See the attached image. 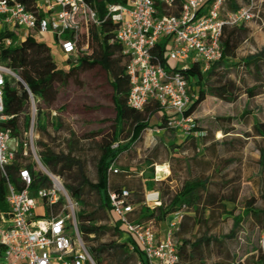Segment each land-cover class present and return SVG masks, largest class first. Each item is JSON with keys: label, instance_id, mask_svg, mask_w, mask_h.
<instances>
[{"label": "built area", "instance_id": "1", "mask_svg": "<svg viewBox=\"0 0 264 264\" xmlns=\"http://www.w3.org/2000/svg\"><path fill=\"white\" fill-rule=\"evenodd\" d=\"M208 1L129 0L128 4L107 5L108 17L118 25L116 41L123 46L127 62L129 108L144 112L157 104L166 119V129L187 139H203L207 133L198 128L195 116L187 115L194 88L186 73L193 64H200L206 73L222 60L220 44L225 25L247 24L257 18L253 2L238 12L224 14L226 0H214L207 6ZM177 3L178 14H160L159 8L174 9ZM99 24L88 0H0V38L7 36L3 39L6 47L27 37H52L53 49L67 60L88 51L90 28ZM8 36H15L16 40ZM161 41H166V63L155 52ZM7 78L22 82L10 68L0 64V174L7 180L8 205L7 212L0 214V264H97L82 236L78 202L61 178L42 164L36 145L37 102L29 90L31 122L25 133L24 155L30 153L50 185L32 192L33 178L26 168L19 170L21 186L8 177L19 144L15 140L14 148L10 146L12 132L4 126L8 121L4 103ZM116 147L118 144L113 146ZM122 173L115 165L109 169V176ZM132 198L127 189L109 191L111 226L119 223L124 235L134 241L128 245V252L137 258L135 264H181L178 234L187 206L172 213L162 231L155 221L134 220ZM146 202L160 204L159 194L156 198L147 197Z\"/></svg>", "mask_w": 264, "mask_h": 264}, {"label": "trees", "instance_id": "2", "mask_svg": "<svg viewBox=\"0 0 264 264\" xmlns=\"http://www.w3.org/2000/svg\"><path fill=\"white\" fill-rule=\"evenodd\" d=\"M129 0H88L91 7L96 11L98 26L92 25L90 28V44L87 52H80L75 58H69L66 61L61 59V62H67L69 65L66 69L61 68L56 62L52 54V48L46 43H41L35 38L27 37L17 45L6 47L3 39L0 38V64L10 68L21 80L17 81L14 78H7L4 88V103L5 115L8 121L4 126L11 129L12 138L18 140V149L16 153L15 162L8 169V177L10 180L21 186L22 181L19 179V170L26 168L30 171L33 183L31 190L35 192L39 188L50 185V180L47 176L42 174L41 170L31 162L29 156H25V133L28 131L31 114L26 111L27 104L25 100L29 99L28 90L32 93L37 102L36 127L37 133L43 136L50 137V130L58 133L63 129L62 120L52 109L56 106L59 100V89L67 87L68 84L81 72H91L97 68L103 70L109 77L111 87L113 89V103L116 111L115 131L111 141L104 140L100 145V157L96 164V182L90 181L84 176L81 162L72 157V151L68 154H57L52 151L46 143L39 142V151L43 165L53 173L63 175L65 170H70L77 166L78 174L74 178L76 186L67 185L66 189L70 195L82 206L83 211L80 212V229L84 241H98V239L107 232L112 231L115 235L124 237V230L119 223L115 226L97 227L92 223L95 221V214H87V203L83 198V191L88 188L98 195L99 209L106 215L108 214L111 220L113 217L110 214V200L109 191L119 192L122 186L117 184L111 187L109 169L119 157L129 151H133V147L141 140L144 132L151 128L149 123V115L159 112L157 104L148 107L144 112H137L129 108L128 97L130 90L129 77L126 74V58L123 54V46L116 41V33L118 25L113 22L107 14V5L113 4H128ZM214 0L207 3L209 6ZM244 4L238 0H226V10L230 13L238 12L240 9L251 4L249 0H244ZM26 2V0H25ZM29 3V2H27ZM180 3H177L174 9L159 8L160 14L176 15L179 12ZM251 31L245 25H225L221 38V48L223 51V58L216 62L206 73L201 71L200 64H193L190 70L186 73V78L190 85L196 87L193 90L191 107L187 115H196L202 104L208 97L217 98L222 101L233 103L238 98V93L244 90L249 98H255L261 95L264 91V47L257 54L249 55L246 58L239 59L238 51L241 46L250 39ZM16 40L15 36H8ZM166 41H161L157 45L156 54L160 57L162 62L166 63L165 58ZM223 69L220 70V69ZM234 73L236 80L230 76ZM250 77L253 81L252 85L247 83V78ZM241 85V86H240ZM198 88V91H197ZM30 101V99H29ZM151 108V109H150ZM54 113L56 115H54ZM196 117V116H195ZM198 128L202 130L198 124ZM156 127L165 129L168 132L173 130L166 129V119L161 118V122ZM126 128H129L126 143H121L120 139L124 135ZM256 136L264 138V123H256L253 127ZM204 131V130H202ZM207 133L206 131H204ZM190 142L186 146H182V150L196 149L197 153H201L202 143L207 137L199 141L190 138ZM115 144L118 147L113 148ZM70 148L73 147L70 143ZM159 147V146H158ZM173 150L180 147H174ZM200 149V151H198ZM158 159V157H157ZM155 161V160H154ZM154 161L152 163H154ZM193 160H178L171 158V167L175 170H181L186 177L175 189L167 183L160 186L161 200L153 209H141L137 222L155 221L164 222L168 217L182 208L187 206L184 222L181 226V232L178 234V254L181 264H203L204 261V247L210 245L211 242H217L212 238H201L194 244H190L187 240L182 239L185 233L186 221L189 216V209L194 208L199 210L201 203L204 201V196L209 197V204H215L217 196L208 190L207 180L198 177L189 165ZM150 163V161L148 162ZM151 163V164H152ZM259 165L264 172V148H260ZM180 171V172H181ZM175 172V171H174ZM125 173V172H124ZM122 173V174H124ZM181 178L178 176V179ZM129 190V189H128ZM131 192V189L129 190ZM132 203L139 204L142 201V191H133ZM211 196L214 198H211ZM7 198V180L0 174V214L7 212L8 205ZM219 201H222L219 199ZM264 201V196H263ZM226 213L232 212L234 209H228L226 202L222 201ZM247 215L254 216L255 219L264 228V208L261 210L252 209L249 205ZM241 221L235 220L234 229ZM89 223V224H86ZM234 233V230L232 231ZM233 235V234H232ZM128 237L127 235H125ZM93 237V238H92ZM129 239V237H128ZM263 239V238H262ZM86 242V241H85ZM131 242H123L122 239L118 242L98 245L97 247H90V252L97 264H105L108 260H113L115 264H129L133 259L128 252V245ZM248 255L255 259L253 264H264V249L262 248V240L257 241L255 247H252ZM222 264V263H219ZM231 264H246L245 261L239 260ZM252 264V263H251Z\"/></svg>", "mask_w": 264, "mask_h": 264}, {"label": "rangeland", "instance_id": "3", "mask_svg": "<svg viewBox=\"0 0 264 264\" xmlns=\"http://www.w3.org/2000/svg\"><path fill=\"white\" fill-rule=\"evenodd\" d=\"M249 1L255 4L254 13L257 18L250 23L252 36L239 49V59L257 54L264 47V0ZM238 2L244 4L245 1L238 0ZM36 40L49 45L47 36H37ZM83 46L86 47L85 42ZM52 54L61 68L67 67V63L61 62L57 50H52ZM220 70L223 71L222 68ZM230 77L236 80L234 73H231ZM247 83L253 84L250 77L247 78ZM112 97L113 89L110 79L103 70L97 68L91 72L77 74L67 87L59 89L58 103L52 109V112H55L62 120L63 129L58 133L50 130V137L38 133L37 147L39 142H44L57 154H68L71 150L72 157L81 162L84 176L90 183H95L100 145L104 140L111 141L115 131L116 111ZM25 103L26 111L31 114L28 97ZM153 115L154 113L149 115L151 126L156 123V118L151 120ZM158 115L162 113L159 112ZM195 116L200 128L207 132V139L201 145L203 148L201 153H197L196 149L192 148L189 159L193 161L189 165L198 177L207 180L208 190L213 197L217 196L218 201L213 205L209 204V197L204 196L198 211L190 208L186 232L181 237L190 244L196 243L201 238L217 240L204 247L203 264H231L242 259L246 264H253L255 259L248 253L252 247L256 246L257 241H261L264 237V228L254 216L246 213L249 205L256 210L264 208V172L259 165L260 148H264V138L256 136L253 130L256 123H264V91L251 99L244 90H241L233 103L208 97ZM128 131L129 128H126L120 139L121 143L127 142ZM155 134L151 128L147 129L142 140L133 147L134 150L122 154L115 162V168L128 174L112 176L110 179L112 188L116 184L123 187L122 183L128 180L127 177L136 176L137 173L148 171L151 174L152 170L154 174L156 173L157 168L155 165L151 166V163L156 161L157 157L163 159L165 155L159 146L160 140L155 137ZM154 139L159 145L147 148V144L155 141ZM164 140L166 141L165 138ZM72 142L73 147L70 148L69 145L70 143L72 145ZM10 146L14 148L15 139H12ZM28 156L30 157L29 152ZM78 169L75 166L63 171L64 174L60 175L46 168L52 174L59 176L65 187L76 186L74 178L78 174ZM41 172L47 176L44 171L41 170ZM181 173L184 174L183 171ZM180 177L183 179L182 175ZM149 179L154 181L156 175ZM136 187L139 191L144 189L142 183ZM83 198L87 203V214H95V221L89 223L97 227L111 228V218L99 209L98 195L86 188L83 191ZM219 199L226 202L228 209L234 208L232 212L226 213ZM82 211L83 208L79 205L78 221ZM236 219L241 222L234 229ZM161 223L157 222L158 228L164 231L166 226ZM233 230L234 233H232ZM121 239L124 243L131 242V238L128 239L125 235ZM85 241L90 247H97L112 242L118 243L120 238L111 229L97 242ZM129 255L133 258L129 264H135L137 258L133 254L129 253ZM105 264H115V262L108 260Z\"/></svg>", "mask_w": 264, "mask_h": 264}, {"label": "crops", "instance_id": "4", "mask_svg": "<svg viewBox=\"0 0 264 264\" xmlns=\"http://www.w3.org/2000/svg\"><path fill=\"white\" fill-rule=\"evenodd\" d=\"M226 9H227L226 6H224V12H223L224 14L230 12ZM245 25L251 31V34H250V37H251L252 36V28L250 26V23H247ZM48 38H49V46L52 48V50H54L52 47L54 39L52 37H48ZM57 51H58L59 58L62 60L64 59L66 61V59L61 55L60 51L59 50H57ZM66 68L67 67H65V69ZM159 112L155 113L151 119V120H154L156 118V123H155V125L151 126V131L156 133L155 137L159 138L161 145H159V143L154 139L155 141H150L149 144H147V148L148 147L153 148V147L159 145L161 147L162 152L165 155V157L163 159L160 157L156 161H154V163L151 164V166L155 165V167L157 168V170H155V172H156L155 174L153 173V170H152L151 174L148 171H143V172L137 173L136 176L127 177L128 180H126V181H124V183H122V185H123L122 189H127V190L131 189L132 195H133V191L135 190V187L139 183L143 184L144 189L142 191V201H141V203L134 205V207L136 209V216H135L136 218L135 219H137V221H139L138 216L140 215L142 208L143 209H146V208L153 209L156 206V204H153V203L148 204L146 202L147 197L156 198L157 193H158L160 200H161V193H160L161 184L167 183L171 186V189H175V187H177L180 184V182L183 180L182 178L178 179V176L182 175L183 178L186 177L185 170H184V174H182L181 172H178V170H175L174 168L171 167V165H170L171 158L186 161V160H190L189 158L191 157V155H190L191 150H186V149L182 150V148H181L182 146H186V144H188L190 142V140H191L190 138H188V139L184 138L182 134L175 132V131L174 132H168L165 129H161V128L156 127L157 125H159V123L161 122V118L163 117V114L158 115ZM164 138L166 139V141L164 140ZM195 140H197V139H195ZM197 141H199V140H197ZM171 145H174V147H180V148L173 150L171 148ZM117 169H119V168H117ZM119 170H121V169H119ZM122 172H124V171H122ZM125 174H128V172H125ZM148 175H151V176H148ZM155 175H156V179H154V181L149 179L151 177L152 178L155 177ZM112 176H117V175H112ZM112 176H110V179L112 178ZM177 180H179V183H177ZM167 220L168 219H166V221L162 222L161 224H164L166 226Z\"/></svg>", "mask_w": 264, "mask_h": 264}]
</instances>
